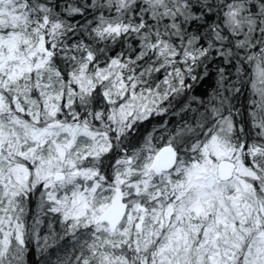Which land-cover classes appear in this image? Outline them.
Wrapping results in <instances>:
<instances>
[{
    "label": "snow or ice",
    "instance_id": "1",
    "mask_svg": "<svg viewBox=\"0 0 264 264\" xmlns=\"http://www.w3.org/2000/svg\"><path fill=\"white\" fill-rule=\"evenodd\" d=\"M0 264H264V0H0Z\"/></svg>",
    "mask_w": 264,
    "mask_h": 264
}]
</instances>
